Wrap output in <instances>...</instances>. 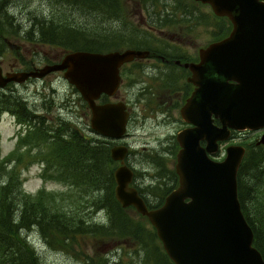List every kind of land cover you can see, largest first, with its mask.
Masks as SVG:
<instances>
[{"label":"water","instance_id":"95a60500","mask_svg":"<svg viewBox=\"0 0 264 264\" xmlns=\"http://www.w3.org/2000/svg\"><path fill=\"white\" fill-rule=\"evenodd\" d=\"M195 1L227 17L232 30L201 49L199 63L184 64L192 71L189 81L195 89L181 109L190 126L177 134L178 186L160 207L150 209L132 185L134 171L125 164L128 146L114 145L111 157L121 161L114 172L115 197L122 207L133 206L148 218L175 264H264L238 194V171L247 150L241 144H230L224 159L211 156L220 151L221 142L232 138L233 131L264 129V0ZM153 56L162 57L134 48L75 50L58 63L29 71L5 75L0 66V88L63 71L88 104L90 127L118 140L128 135V106L122 100H98L102 95L118 94L124 64ZM261 144L264 133L257 140Z\"/></svg>","mask_w":264,"mask_h":264},{"label":"rangeland","instance_id":"374dc122","mask_svg":"<svg viewBox=\"0 0 264 264\" xmlns=\"http://www.w3.org/2000/svg\"><path fill=\"white\" fill-rule=\"evenodd\" d=\"M8 1L10 4L8 15L3 16L2 11L0 12V64L4 72L11 69L16 71L24 69V67H43L46 64L60 61L66 53L67 50H63L58 45L41 42L37 38L29 39L25 36V33L31 28L35 34L32 35L33 37L39 33L42 24L41 22L36 23L35 17L53 19L55 24L66 23L75 28H78L81 24H87L84 27L85 31H90L93 34L92 36L96 37L97 35L102 37L105 32H123L126 38L127 35L130 36V29L134 32V27H137L142 34L140 36V40H142L140 46H148L155 49L160 47V50L166 51V44H172L175 47L171 49L173 54L179 55L181 53L182 55L185 53V49H188L193 59L198 57L200 48L221 39L225 35L227 36L231 32L230 28L229 32L220 33L221 25L224 22H228V20L217 18L208 4L193 2V0H180L198 9L199 17L195 16L192 27H190L191 24L182 23L185 28L190 27L188 32L185 31V28L181 30L170 28L169 26L155 28L153 25L157 21L156 18H153L154 15H150L146 9H143V11L141 9V6L143 7L145 3H149L150 0H122L123 8H127L125 20H129L130 28L120 24L121 22L117 18L114 19L113 16L106 17L96 13L97 11H89L78 6L70 10L68 6L53 5L48 0ZM156 2V8L159 9L160 4L164 3L165 0H156ZM167 11L171 12L170 9H167ZM228 25L230 26L231 23H227L225 29ZM126 30H129V33ZM19 31L20 34H18ZM172 33L174 36L170 35ZM216 33L219 34L215 35ZM120 41L115 44L127 46V42L120 43ZM101 43L103 44L104 41H101ZM112 44L110 47H113ZM133 44L134 41L130 46L134 47ZM177 46L180 47L178 48ZM157 62L151 59L150 61H145L144 66L154 65ZM130 67L133 68L135 66L132 65ZM123 70L124 82L121 86L119 97H124L127 104L133 106V111L135 112L132 113V120L129 122V124L131 123V126L129 125L130 127H128L130 137L126 139L130 143V150L132 151L127 163L131 164L138 172V182L144 181L145 186H152L154 193H156L159 192L167 180V178H157L153 181V177L160 172L156 166V160L160 161L162 159L169 171L174 170V165L177 161L176 154L173 157L171 156L170 147L174 142H177L176 135L185 125L180 115L179 107L181 101L177 102L176 98L162 97V100L155 98V103L151 105L150 99H145L142 94L140 96L139 88L147 83H155L157 78L153 76L139 77L140 80H145L142 83L140 80H131L125 68ZM147 70H150V67H147ZM134 74L132 77H136ZM186 83V76L179 78L177 89L183 88ZM3 90L7 94L13 93L20 96L22 100L29 104L30 109L37 115L43 116V119L41 118L42 121L39 119L33 124H45L48 128H51V126H57L59 121L63 120L83 129L89 135L92 134L88 129L90 128V110L78 90L65 79L61 71L52 72L42 79H29L21 84L12 83ZM136 101L139 102V106L134 105ZM160 101H163L165 103L164 106H168L171 109L169 113L166 114L157 110L160 107ZM30 132L32 130L29 129L28 123L18 120L10 111H4L0 115V182L9 175L7 171L18 165L20 176L17 175V179L20 178L22 188L27 194L37 196L44 204L49 200L54 201V196L51 194H55V203L67 212L78 210L81 216L91 219L92 222H104L105 212L100 211L90 216L88 211H85L86 206L83 205L81 207L78 204L75 197L78 194L77 188L70 184L50 179L46 163L48 160L47 155L50 152L47 149L48 145L42 143L40 147H33L27 144L26 140ZM262 134V130L241 131V134L237 133L231 140L222 143L220 153L217 155L222 154L224 158L226 147L230 144L245 146L247 153L248 147L256 145ZM144 147H147V152L144 151ZM11 157L14 159L13 163H4L6 159ZM118 165L119 162H117ZM161 183L162 185H160ZM150 196V201H155L158 198L153 194ZM80 200H84V198L82 197ZM127 211L139 225L156 233L155 228L145 216L141 215L133 207L127 208ZM26 235L38 250V254L44 264H88L89 260H97L101 256L106 259V264H143L145 260L146 264H149V262L158 264V262H154L157 261L154 256L151 253L148 255L145 251L152 245L149 242V237V240H143L145 249H143L137 239L132 237H127L123 240L86 239L84 235L80 234L77 238L80 242L70 247H62L56 243L55 237H50L56 241L55 243L58 246L54 248L45 242L44 233L39 227L26 232ZM146 235L148 236V234ZM155 244L165 252L158 236L155 239Z\"/></svg>","mask_w":264,"mask_h":264},{"label":"trees","instance_id":"16d2710c","mask_svg":"<svg viewBox=\"0 0 264 264\" xmlns=\"http://www.w3.org/2000/svg\"><path fill=\"white\" fill-rule=\"evenodd\" d=\"M48 1L53 5L68 6L70 10L78 6L89 11H97L96 13L106 17L113 16L114 19L117 18L121 22L120 24L127 28L130 24L129 20H125L127 8H123L122 0ZM9 5L8 0L0 1V12L2 11L3 16L8 15ZM156 6V0H150L149 3L144 4L143 9H146L150 15H154L153 18H156L158 23L155 22L157 28L167 23L180 21L191 24L195 20V16L199 17L198 9L184 1L165 0L164 3L160 4L159 9ZM167 9H170L171 12H168ZM4 18L6 19V17ZM35 20L36 23L41 22L42 24L39 33L36 34L39 37L32 36L35 35L32 28L25 33V36L29 39L37 38L38 41L58 45L63 50H67L66 53L75 50L107 52L123 50L127 47H148L140 46L142 42L140 36L142 34L137 27H134V32L132 29H130V33L129 30H126L130 34L126 38L123 32H105L102 37H98V35L96 37L92 36L93 34L90 31H85L84 27L87 24H81L78 28H75L66 23L55 24V20H48L45 17H35ZM227 23H230L229 20L221 25L220 33H227L231 28V25H228L225 29ZM18 34H20V31ZM119 40H121L120 43L127 42V46L115 44ZM101 41H104V43L102 44ZM133 41L134 47H131L130 44ZM111 44L113 47H110ZM4 111H10L18 120L28 123L32 132L26 140L27 144L33 147H40L42 143L48 145L47 149L50 152L47 155L48 160L46 163L50 179L77 188L78 194L75 197L78 204L81 207L85 205V211H88L90 216L100 211L105 212V221L92 222L91 219L81 216L78 210L67 212L55 203V194H51L54 196V201L49 200L46 204L41 199L39 200L37 196L27 194L22 188V181L20 178L17 179V175L20 176V170L16 165L7 171L9 175L0 182V264H44L37 249L25 233L37 227L42 229L45 242L54 248L58 247L56 243L62 247L78 244L80 240L77 238L80 234L84 235L86 239L123 240L132 237L139 241L143 249H145L143 240H149L150 238L149 242L152 245L145 251L148 255L151 253L154 256L157 260L154 262H158V264H175L167 253L155 244L156 233L139 225L128 213L127 208L122 207L116 199L114 172L117 162L111 157L110 151L113 145L111 140L95 133L91 128H88L92 133L89 135L83 129L63 120H60L57 126H51V128H48L45 124H33V122L43 119V116L37 115L30 109L27 102L22 100L20 96L13 93L7 94L0 88V115ZM13 160L11 157L6 159L4 163L11 164ZM156 162L160 172L154 176L155 178L153 177V181L157 178H167L169 184L165 182L159 192L156 193H154L152 186L146 188L151 195L158 197L156 199L160 198L161 202L165 194L172 190L176 174L173 170L169 171L167 169L162 159L160 161L156 160ZM142 182L144 183V181ZM149 193L147 192V194ZM238 194L243 213L254 232V245L264 257V146L253 145L248 147V152L238 171ZM82 197L84 200H80ZM50 237H55L57 242ZM27 241L30 242L29 245ZM106 263V259L102 256L98 257L97 260L92 259L88 262V264ZM143 264H146V260L143 261ZM149 264L151 263L149 262Z\"/></svg>","mask_w":264,"mask_h":264},{"label":"flooded vegetation","instance_id":"af4514ba","mask_svg":"<svg viewBox=\"0 0 264 264\" xmlns=\"http://www.w3.org/2000/svg\"><path fill=\"white\" fill-rule=\"evenodd\" d=\"M141 9L143 11V7L142 6H141ZM193 22L194 21H192L190 27H192ZM182 23L190 24V23H187V22H181L180 21V22H176V23L164 24L163 28L166 27V26H169L170 28H178V29H181V30L183 29L184 30L185 26ZM153 26L155 28H157L155 25H153ZM190 27L185 28V31L188 32ZM163 28H161V29H163ZM170 35L174 36L173 33L170 34ZM170 38H172V37H170ZM208 45H210V44H208ZM207 46L202 47V48H200L198 50V57L196 59H193V57H192V55H191V53L189 52L188 49H185V53H183L182 55H181V53H179V55L173 54L171 52V49H173L175 47L172 44H166V51L160 50V47H159V49L149 48V47H147V48H136V49H142V50L147 49V50H149L151 52L157 53L159 56H162V57L153 56V57H150V58H136L133 61H131L129 63H126V64H124L122 66V68H121V76L123 75V72H124L123 69L125 68V70L128 73V76L131 78V80L132 79L140 80L139 77H142V78H146V77H149V76L156 77L157 80H156L155 83H147L146 85L141 86L139 88L140 89L139 92H141L140 96L142 94L145 99L146 98L150 99L151 100V105L155 103V98H158V99H161V100H162V97H169V98H172V99L176 98L177 102L181 101V105L179 107L180 108V115H181V109H182L183 105L185 104L186 100L190 97V95L192 94L193 90L195 89V86L193 85V83H191L189 81V78L192 76V71H191V69L189 67H186L184 64L185 63H199L200 62V51H201V49L206 48ZM177 47L179 48L180 46H177ZM151 59L156 60L158 62L156 64H154V65L147 66V67H150V70H147V67L144 66L145 65V61H150ZM177 60L181 61V63H178ZM132 65L135 66V67L131 68L130 66H132ZM0 66H1V64H0ZM35 68H40V67H35V66H33L32 68L24 67V69H19V70H16V71L14 69H11V70L6 71V72L3 71V73L6 75V73H8V72L28 71V70L35 69ZM136 70H138V71L136 72ZM133 74H134V76L136 75V77H132ZM183 76H186V81H187L186 86H184L183 88L177 89L178 80H179V78H181ZM45 77H47V76H45ZM140 81L143 83V81H145V80L142 79ZM123 82H124V78L122 76V84H123ZM10 84H12V83H9L6 87H8ZM120 100L125 101L124 97H119V94H117L114 97L103 95L102 98L100 99V102L106 103V102H109V101H120ZM164 104L165 103L163 101L162 102L160 101V107L157 110H160V111H162V112L167 114V113H169V111H171V109H169L168 106H164ZM134 105L135 106H139V102L136 101L134 103ZM127 106H128V110L130 112V122H131L132 113H135V112L133 111V106L132 105L129 106L127 104ZM152 108H153V106H152ZM153 110H154V108H153ZM181 117H182V115H181ZM182 119H183V117H182ZM183 121L185 122V125H183L184 127L180 131H182L183 129H185V128L190 126V124H188L184 119H183ZM216 123H218V121H216ZM129 125L131 126V123ZM262 131L264 133V129ZM237 133L241 134V132L233 131L232 132V138L234 136H236ZM126 137L123 138V139H120V140H112V142L114 144H126V145H128L130 147V143L126 140V139H128L130 137V133ZM176 140H177V135H176ZM206 144H207L206 141L203 140L202 141V145H206ZM258 146H264V145H258ZM170 150H171V156L173 157L176 154V157H177V153L179 151L178 141L174 142L171 145ZM144 151L145 152L148 151L147 147H144ZM219 153H220V151L217 154H219ZM217 154H213L211 156L213 158H215V159H219V160L223 159L222 154L219 155V156ZM126 162H127V160H126ZM128 165L130 167H132L131 164L128 163ZM132 169L135 171L134 172L135 176L133 177L132 185L135 186L138 189L139 194L144 199V201L148 205V207L151 208V209L160 207L163 204V202L165 201L166 196L173 189H175L178 186L179 179H178V175L176 173V162H175L173 172H175L174 174H176V178L174 179V183L172 185V190H170L168 192V194L166 193L167 195L165 194V196L163 197V200L161 202H160V198L156 199V201H150L149 198L151 197L150 196L151 193H149V191L147 189L148 187L146 188V186H145V184L143 182H140V183L138 182V180H137V173L138 172H136V170L133 167H132ZM166 184H169L167 180H166ZM147 192L149 194H147Z\"/></svg>","mask_w":264,"mask_h":264},{"label":"bare ground","instance_id":"6f19581e","mask_svg":"<svg viewBox=\"0 0 264 264\" xmlns=\"http://www.w3.org/2000/svg\"><path fill=\"white\" fill-rule=\"evenodd\" d=\"M23 99H24V98H23ZM28 105H29V104H28ZM29 107H30V106H29ZM6 182H7V181H6ZM108 215H109V214H108ZM109 220H110V219H109ZM35 229H36V228H35ZM114 229H115V228H114ZM116 229H117V227H116ZM25 233H26V232H25ZM25 233H24V234H25ZM27 243H28V245L30 244V242H28V241H27ZM32 246H33V245H32ZM33 249H34V248H33ZM37 252H38V250H37Z\"/></svg>","mask_w":264,"mask_h":264}]
</instances>
